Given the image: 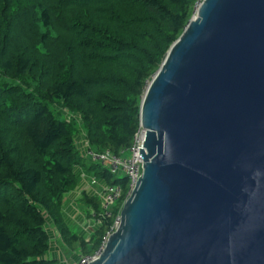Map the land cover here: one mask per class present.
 <instances>
[{
  "label": "trees",
  "instance_id": "trees-1",
  "mask_svg": "<svg viewBox=\"0 0 264 264\" xmlns=\"http://www.w3.org/2000/svg\"><path fill=\"white\" fill-rule=\"evenodd\" d=\"M197 0H0V264L50 259L49 219L68 245L92 254L124 198L89 240L63 217L85 168L129 190L128 176L89 163L79 128L98 151L132 145L141 103ZM66 111V112H64ZM97 216L101 200L84 194Z\"/></svg>",
  "mask_w": 264,
  "mask_h": 264
},
{
  "label": "water",
  "instance_id": "water-1",
  "mask_svg": "<svg viewBox=\"0 0 264 264\" xmlns=\"http://www.w3.org/2000/svg\"><path fill=\"white\" fill-rule=\"evenodd\" d=\"M141 125L120 225L87 264H264V0H203Z\"/></svg>",
  "mask_w": 264,
  "mask_h": 264
},
{
  "label": "crops",
  "instance_id": "crops-1",
  "mask_svg": "<svg viewBox=\"0 0 264 264\" xmlns=\"http://www.w3.org/2000/svg\"><path fill=\"white\" fill-rule=\"evenodd\" d=\"M80 134L84 136L79 141L85 149V145L88 142L86 133L81 132ZM76 173L79 176L80 182L75 189L65 194L63 217L72 232L89 240L91 235L100 228L101 223L93 216V207L83 201L82 198L84 194H87L89 196H96L101 200L100 192L107 182L82 167H77ZM48 229L51 241L47 257L58 259L59 264H75L82 256L79 245L75 243L68 245L53 221L48 223Z\"/></svg>",
  "mask_w": 264,
  "mask_h": 264
},
{
  "label": "built area",
  "instance_id": "built-area-1",
  "mask_svg": "<svg viewBox=\"0 0 264 264\" xmlns=\"http://www.w3.org/2000/svg\"><path fill=\"white\" fill-rule=\"evenodd\" d=\"M203 0H197L195 11L198 9ZM146 138L145 129L140 126L139 130L135 133L133 137L132 145L126 149L116 153L111 149H106L104 151H95L90 147L87 142L85 145V157L89 158L94 163H100L101 165L108 168L113 174H116L119 170L125 172L129 179V190L124 196L123 186L120 184H106L100 192L102 213L97 216L94 211L93 216L101 223V218H107L111 216L112 207L124 198V202L131 195L134 185L137 180L140 163H144L143 156L140 155V148L144 149V142ZM140 147V148H139ZM126 152H130L129 157H124ZM124 204V203H123ZM123 206V205H122ZM121 210L115 216L112 225L107 230L103 236L102 242L98 249L92 254L82 255L75 264H87L90 261L96 260L103 252L109 236L114 233L120 225L121 221ZM102 252V253H101Z\"/></svg>",
  "mask_w": 264,
  "mask_h": 264
},
{
  "label": "rangeland",
  "instance_id": "rangeland-1",
  "mask_svg": "<svg viewBox=\"0 0 264 264\" xmlns=\"http://www.w3.org/2000/svg\"><path fill=\"white\" fill-rule=\"evenodd\" d=\"M195 13H196V11H195ZM195 13H194V15H195ZM193 15V16H194ZM150 83V82H149ZM64 112H66V111H64ZM66 114H67V112H66ZM79 130H80V133L81 132H84V129H82V128H79ZM79 133V134H80ZM77 135V145H78V147H79V149L81 150V152H82V154L85 156V149L83 148V146L81 145V143H80V138H84V136H82L81 134L80 135ZM92 149H94V148H92ZM95 150V149H94ZM95 151H98V150H95ZM131 155V153L130 152H126L123 156L124 157H129ZM87 158V157H86ZM88 160H89V163H93V164H97L100 168H104L105 166H103V165H101L100 163H94L93 161H91L89 158H87ZM126 174H125V172L124 171H122V170H119L115 175H114V177L115 178H123L124 176H125ZM49 222H51V220L49 219L48 220Z\"/></svg>",
  "mask_w": 264,
  "mask_h": 264
}]
</instances>
